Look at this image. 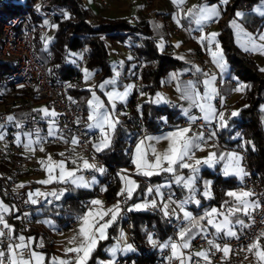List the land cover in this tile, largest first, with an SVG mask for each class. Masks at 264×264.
Listing matches in <instances>:
<instances>
[{
    "label": "built area",
    "instance_id": "2783aa9c",
    "mask_svg": "<svg viewBox=\"0 0 264 264\" xmlns=\"http://www.w3.org/2000/svg\"><path fill=\"white\" fill-rule=\"evenodd\" d=\"M161 0H144L146 7L153 6ZM45 0H31V3H27V0H0V7L8 6L10 4L28 5L24 12L13 13L6 17L0 24V124H4L5 132L4 139L1 140L0 146V166H5L8 172H0V190L9 198L12 199L15 212L12 213L7 222L14 228V236L24 235L26 238L30 237L29 228L32 226L33 211L47 206L44 202V198H37L40 202L33 205L26 203L29 192L39 190L41 192H51L53 190L59 191L60 189H68L65 195L62 197H68L71 193L67 186H38V185H26L22 188L17 186L18 180L22 174L23 161L22 153L24 151L23 143H17L16 137L20 135L24 136V133H32V138H36L35 132L38 129L39 135L44 131L45 126L49 123V119H46L42 112L34 111L41 108H47L50 112L55 111L57 116L55 117L58 132L57 136H63V139L51 137L47 140H43L42 144H49L52 146H62L66 151V163L71 164L72 159L76 160L77 164H81L83 159H87L90 163H95L97 167H103L105 172L103 174L94 170H83L81 173L86 180H90L93 177L96 179L107 178V166L103 158L100 156V152H96L93 148V144L96 143L98 133L95 130L87 129L81 122L84 117V111L75 105V102L70 98L68 94V86L71 81L77 80L78 76L83 73L86 68L87 55L85 49L81 48L76 60V74L70 77V80L63 81L56 78L54 72L48 68L45 63L39 58L38 52L35 46V39L39 38L41 43L46 42V38L52 35L54 32L55 24L54 14L43 7ZM103 8L107 7L106 0H100ZM184 5V4H183ZM183 5L181 7H183ZM175 8L178 9L177 5ZM157 15L156 10H150L147 12V18H154ZM45 20L48 21L45 24ZM222 17L220 21H223ZM90 21H95L90 19ZM132 23H135L134 18H130ZM185 29L183 25L176 26L172 35ZM208 27H203L201 30H192L190 38L192 40H198L203 33L208 32ZM108 43V52L110 55L114 54V49L111 48L109 39H106ZM121 44V52L126 55L129 60H136L137 54L135 48L140 45L139 39L129 40L126 39ZM198 67L204 76H215L217 82L223 86L227 83L230 85L232 92L238 85L236 80L230 79L228 75L213 69L212 61L208 55L201 51H197ZM115 72L117 75V83L122 85L126 81V74L124 73L121 64L115 66ZM97 75H95L94 80ZM182 80H190V75H185ZM130 80L133 85V93L129 99L128 105H120L117 109L119 114L129 109L134 114V129L129 136L128 149L126 151V161L120 166L113 167L115 174H123L131 166L133 150L138 140L144 139L151 134L160 133L168 130H176L179 128L190 127L191 131L189 136L193 134L203 133L205 142L201 144V147L205 148H219L223 150H229L218 139L216 133L211 139L209 136L212 132H215L219 127L218 117L211 123H206L199 117H202L198 109H194L192 114L197 116L198 119L195 123H191L185 118H180L172 123H161V125L155 130H148L145 127L143 112L141 108V98L143 94V84L141 78L140 68L133 69L130 75ZM231 93L225 95L222 99L218 98L214 100V107L217 113L222 112L225 119L230 118L232 115L231 107ZM12 115L15 117L13 122H7L6 117ZM79 121V122H78ZM20 127H17L16 124ZM72 137H77L80 141L78 145H72L70 143ZM65 140L69 142H65ZM240 156H242L241 166L247 173L243 180L240 181L239 188L242 191H251L255 195L252 197L254 200H259L261 207L253 212V218L255 223L251 224L248 217L245 216V223L251 224L249 228L244 229L242 232L239 230V239L234 237L229 239H221L215 242L223 247L227 244L231 251L227 257H224L223 252L211 249L209 252V258L211 264H248L247 246L259 236L261 231H264V223L261 222L264 217V192L260 190L259 176L254 172L249 165L246 152L242 150H236ZM152 157L149 155V159ZM29 175H38L42 172V165L39 160L32 156L30 157L24 167ZM112 180H110V183ZM150 187L151 185L148 184ZM48 199H52L49 197ZM150 199L157 201V206L152 207L161 217L164 224L168 227V236L160 242V236L153 233L152 239L157 242L155 246V257L153 260H146L144 264H169L167 257L171 255L170 249H161L158 245L168 242L171 238L173 241H178L179 230L181 227H187L188 222L183 219V212L177 207L176 203H170L169 194L163 198L158 199L154 192L150 194ZM171 199L179 203L176 195L171 194ZM121 204V216L118 218L119 228L117 234V243L123 248L126 244H131L132 232L130 230V217L128 214L127 203H124V197H120ZM169 204V215L165 216L162 210L163 204ZM82 208L87 209L89 202H82ZM175 209V214H173ZM27 214V215H25ZM78 226L77 219L68 221L63 226H56V229L50 228L49 234L46 235L43 240L49 244L53 238L60 236L69 237L72 236L74 230ZM123 232L125 240H120V233ZM206 235V238H205ZM211 233L198 234L191 241V248L184 250L185 253H195L201 250L209 249L207 243L208 240H213ZM64 257V253L62 254ZM71 255V254H70ZM199 261V264H205L202 258L193 257V264ZM115 264H133V260L130 259L128 254L119 251L115 257Z\"/></svg>",
    "mask_w": 264,
    "mask_h": 264
},
{
    "label": "trees",
    "instance_id": "16d2710c",
    "mask_svg": "<svg viewBox=\"0 0 264 264\" xmlns=\"http://www.w3.org/2000/svg\"><path fill=\"white\" fill-rule=\"evenodd\" d=\"M208 3H216L220 0H204ZM260 0H228L222 11L224 21L222 29L218 35V41L226 62L230 66V73L239 82L243 83L242 96L237 100L239 108L236 110L238 115L225 119L227 127L215 131L220 142L226 147H235L246 152L250 168L259 176L260 190L264 192V121L260 106L264 104V71L258 67L254 59L246 52L242 51L234 42L231 29L225 22L232 18L238 10L245 11L242 19L243 24L251 30H257L264 26V19L255 17L250 13L253 5ZM31 3V0H27ZM18 4L4 6L6 10L1 12L0 24L4 19L16 11ZM27 8L28 5H22ZM43 7L54 14L55 27L52 39L48 44L35 39V46L39 58L50 68L57 79L67 81L73 74H76V60L81 48L85 49L87 55L86 69L95 71L97 76L95 84L100 83L111 75L109 55L103 37H108L112 42H123L126 39H139L140 45L135 48L137 59L128 60L133 62V67H139L141 72L143 94L152 97L161 87V79L168 72L181 69L185 64L172 56L169 51H159L152 37L149 24L144 21L136 23L130 22L127 18H100L95 23L89 21V10L85 7L82 0H45ZM75 81H71L68 86V94L75 102V105L86 111V100L90 90L80 87L81 74L77 75ZM127 102L126 105L129 104ZM143 119L146 129L155 130L161 122L162 117L170 123L177 121L181 117L177 111L167 109V106H156L151 102L142 104ZM159 119V120H158ZM112 138L110 148L100 152L107 170V178H99L101 184H105L103 195L107 204L114 203L120 198L117 193L120 190V178L113 172V167L125 163L126 151L128 149L129 136L134 129V114L127 109L119 121ZM205 176L211 179V198L201 200L200 207L221 206L225 201H229L226 191L238 188L239 184L234 178H225L220 174L205 172ZM139 187L137 192L146 188L148 184L154 185L163 180H169L166 176H151L146 179L135 176ZM110 180L112 182L110 183ZM60 185V184H57ZM175 192L178 198L182 197L180 188L171 185L167 188ZM97 190H71L68 197L54 201L53 204L40 208L38 214L32 215V224L29 234L33 236V247L45 253L44 264H48L49 259L55 254L50 248L53 241L47 244L43 238L49 234L52 227L45 228L41 225V220L51 221L56 226H63L68 221L76 219L82 215L86 209L82 208V202H87L96 197ZM135 195V194H134ZM2 201L9 204L14 209L9 216L15 212V206L11 198L7 197L0 190ZM134 196L129 200V205L134 200ZM202 199V198H201ZM130 217V230L132 232L131 245L135 251L128 254L133 264H144L146 260H153L155 257V246L150 243L149 235L155 233L160 236V242L168 236V227L162 221L160 215L149 208L141 211H128ZM188 227V226H187ZM119 221L113 223L107 229L108 239L100 241L93 258L89 264H97L98 259H106V250L117 239ZM43 247H38L40 241Z\"/></svg>",
    "mask_w": 264,
    "mask_h": 264
},
{
    "label": "snow or ice",
    "instance_id": "6c2138e0",
    "mask_svg": "<svg viewBox=\"0 0 264 264\" xmlns=\"http://www.w3.org/2000/svg\"><path fill=\"white\" fill-rule=\"evenodd\" d=\"M172 2L182 11L181 6L184 4L185 0H172ZM221 3L227 4L228 0H221ZM254 11L261 17H264V3L254 9ZM184 15L191 20H194L198 29L202 31L204 25L220 16V10L215 5L209 6L207 4H202L199 6H193V8L189 9ZM235 15L236 17H241L244 13L236 12ZM179 22L178 13L177 23L179 24ZM47 23L48 21L45 20V24ZM230 23L238 30V32L242 31L240 25L237 24L235 19ZM52 26L55 27V25ZM218 35L219 34L215 32L202 34L199 37V42L209 49L213 62L223 70L225 65L223 63L222 50L216 40ZM244 35L247 37L245 51H258L261 54H264V43H257V38L253 37L251 34L244 33ZM258 39L259 41L264 42V33H260ZM248 45H250V47ZM161 47H163L162 44ZM213 47H215V51H212ZM197 71L200 70L197 69ZM261 71H264V69H261ZM89 75L90 74L87 70H85L86 79ZM117 75H119V73H117ZM214 80L215 77L211 76L203 81L206 89L203 96L196 91L195 84L189 81L182 91L181 98L191 102L190 108L195 107L199 109L203 114L202 117H199L200 119L205 122H211L218 117L219 127L225 128L227 127V122L224 114L222 112L217 114L216 109L211 104V99L216 94V89L212 86ZM113 83H115V81H105L104 84H101L99 87L103 89L106 85ZM245 87V85L241 84L236 91H242ZM178 90H180L179 87ZM128 91L129 89L126 88L123 93L115 91L106 93L108 100L111 103V112L95 93H93L92 99L87 102L89 108L87 119L90 123H88L86 127L89 130L98 129L100 132L97 142L93 144V148L96 152H101L111 147L113 134L115 133L117 125L120 123L114 116L116 101H124L128 96ZM161 101L167 102L162 96L157 94V100L155 102L159 103ZM190 108L182 109V114L185 115L191 123H195L198 117L190 114ZM34 111L42 112L46 119L50 118L47 132L48 137L63 139V136H57L58 128L55 120L57 113L54 110L50 112L47 108H41ZM231 115L236 116L238 113L233 112ZM14 120L15 117L12 115L6 117L7 122H13ZM16 126L20 127L18 123ZM4 128L5 125L0 124V140L4 139ZM190 131V127H185L179 128L162 137H145L137 143L132 160V163L136 167V175L151 177L153 175H160L161 173H169L176 185L182 186L188 190L187 198L179 201V203L172 200L171 194H169L170 203L177 204V207L183 212L184 221H187L189 225L188 227L180 228L178 241H173L170 238L168 242L158 245L162 250L165 248L170 249L171 255L167 257L169 264H172L174 260L178 261V264H193L194 256L202 258L205 264H211L209 258V252L211 249L221 251L223 252L224 257H227L231 251L230 247L227 244L221 247L220 244L215 242V238L224 236L239 239V235L235 230L236 226L239 225L241 232L244 229L249 228L251 224L255 223V219L252 215L253 212L261 207L259 200L251 199V197L255 195L251 191H228L226 195L232 199L230 201H225L221 206L225 209L224 211H220L217 208H211L210 210L205 211L204 215L197 220L190 212L185 210V205L188 203H195L197 206H200L201 204L199 199H195L198 191L195 185L196 181L199 179V166L204 164L212 167L217 162L216 153L214 152L209 153L207 158L203 160L196 159L195 164L187 162L193 159V150L201 148V144L205 142L203 133L189 136L188 133ZM35 135L36 139L34 140L32 138V133H24V136L27 137V142L23 143V147L26 150L35 151L33 145L42 144L45 139L40 137L38 129L36 130ZM213 136H215V132L210 134L209 139ZM161 139L168 141L167 149L162 152L157 151L152 143L146 144V141L155 140L158 143ZM16 141L18 144L21 143L20 135H17ZM65 142L67 143L69 141L65 140ZM70 143L75 146L78 145L80 141L77 137H72ZM40 150H44L42 146L40 147ZM60 155L63 156L64 154L61 153ZM149 155L154 157V159L149 160ZM219 159H227L229 161V163L224 166V176H236L243 180L244 176L247 175L244 168L241 166L240 162L242 156L239 154L232 152L228 153L227 156L221 155ZM81 160L82 163L79 165H77L76 160H72L71 163L77 166L73 169H68L64 160L53 161L52 157L48 156L47 160L40 161L41 165L45 167L48 177L44 180L38 181V183L47 185L55 182L71 184L74 188L90 187L91 184L96 183L95 178L93 177L91 181H88L82 174L78 175V173H81L83 170H94L103 174L105 169L103 167H97L95 163H90L87 159L81 158ZM178 169H189L191 175L188 177L179 175ZM120 179L124 186L117 195L124 197V203H127V201L132 198L135 189L139 187V185L135 180L123 174H120ZM18 187L22 188L24 185H18ZM163 187H171V184L167 183L164 185H158L155 188L149 187L148 192L150 194L155 192L162 198L163 193L161 192V189ZM66 191H68V189H60L59 191L53 190L51 192H41L39 190L29 192L27 194L28 199L26 203L35 205L40 202L37 198L42 197L44 198V202L51 205L54 201H59L65 195ZM202 195L205 198H211L210 182H205ZM49 197L52 199H48ZM90 205L91 207H88L86 212L76 217L78 228L74 230V235L68 240L67 243L69 246L64 248V257L52 256L49 259L48 264H89L99 242L108 239L107 229L121 216L122 209L120 202L107 209H104L103 202L98 199L90 201ZM150 206L156 207L157 201L152 200ZM147 207H149L148 202L143 204L138 203L128 208V211L142 210ZM168 207L169 204H163L162 210L165 216L169 215ZM9 211V207L0 201V264H44L45 256L42 253L35 251L32 247L33 238H26L22 234L19 236L13 235L15 230L5 218ZM239 213L248 217L251 224L245 223V221L238 215ZM173 214H175V209H173ZM105 217L109 218L105 220ZM217 217H222V219H217ZM233 217H235V219H233ZM201 220H206L207 225L212 226L215 229L214 239L207 241L209 245V249L207 250H201L195 253H185L184 250L191 248V241L195 238V235L207 232V229L200 224ZM45 222L53 229H56V225L51 221ZM261 222L264 223V217H262ZM193 229H197L198 231L193 234ZM148 238L150 243L154 246L157 245V242L152 239L151 235H149ZM261 239H264V231H261L259 236L247 246V251L253 253L257 264H264V246L261 245ZM120 240H125L123 232L120 233ZM38 247H43L42 240L39 242ZM133 250L131 244H126L121 248L118 243L111 249L107 250L112 256V259L109 260L107 264H115V257L118 251L128 252ZM99 264H104V262H99ZM195 264H199V261H196Z\"/></svg>",
    "mask_w": 264,
    "mask_h": 264
},
{
    "label": "crops",
    "instance_id": "0c3cea01",
    "mask_svg": "<svg viewBox=\"0 0 264 264\" xmlns=\"http://www.w3.org/2000/svg\"><path fill=\"white\" fill-rule=\"evenodd\" d=\"M82 1H83V4L85 5V7L89 10L90 15H99V17L110 18V19L127 18L130 20V18H135L136 21H141V20L146 21L150 26V29L152 31V37L155 41V44H156L158 50L171 52L173 57L182 61L185 64V66L183 68L170 71L164 77H162L161 87L156 92V94L154 96L149 97L146 94H142L141 108H142L143 103L149 101L156 106H167V109L174 108L177 111V115L179 117L185 118L188 120V118L182 114V109L190 108L191 102L189 100L181 98L182 91L185 88V86L187 85V83L189 81H191L193 84H195L196 91L201 96H203L205 91H206L203 81L205 79L209 78L207 76H204L201 73V71H197V69H199L198 61H201L198 59L197 54H196L198 50H201L208 55V57L212 61L213 69L218 70V71L228 75L230 79H234V76L231 75V73H230V66L226 62L224 55H223V63L225 65V67L223 70H221V68H219L213 62V58H212V55H211L209 49L207 47L203 46L199 42V39L194 41L190 38L189 33L192 30H199V29H198V26L195 24L194 20H191L189 17L184 15L185 13L188 12L189 9L193 8V6H199L202 4H207L209 6H213V5L217 6L218 9L220 10V16L218 18H215L213 21L208 22L206 25L203 26V27H208V29H209L207 33H203V34H208V33H213V32L219 34V32L222 29V25H223V21H224V20L220 21V19L223 17L222 11H223L224 6H225V4L221 3V0L219 2H216V3H208V2H205L204 0H185L183 7H181L182 11L180 8H178V9L175 8L176 4H174L172 2V0H161L156 5H154V8L157 12V15L153 19H147L146 18L145 6L143 3V0H107L108 4H109V9L104 10V11L102 10V7L100 5V0H82ZM262 3H264V0H260L258 3L253 5L249 12L252 13L257 18L264 19V17H261L259 14H257L254 11V9H256L258 6H260ZM236 12H242V13H244V15L246 13L245 11H241V10H238ZM236 12L232 16V18L228 19L225 22V25L231 29L235 44L242 51H244L248 55H250L254 59V61L256 62V64L258 65V67L260 69H264V54H261L258 51H245V45H247V37L244 35V33L251 34L253 37L257 38V40H256L257 43H264L262 41H259V39H258L259 34L264 33V26H262L261 28H259L257 30L248 29L242 22L244 15L241 17H236V15H235ZM178 13H179V20H180L179 24L177 23V14ZM234 19L237 21V24L240 25V28L242 29V31L238 32V30L231 25L230 22ZM179 25H183L185 29L180 30L177 33V35H172L173 29ZM49 36H51V35H49ZM48 37L46 38L45 44H47ZM51 39H52V37L49 39V42L51 41ZM216 40L218 41V36L216 37ZM218 43H219V41H218ZM161 44L163 45V47H161ZM248 46L250 47V45H248ZM111 48L114 49V51H115L114 54H112V55L109 54L110 66H112L111 70H112V68H115L116 65L121 64L123 67L124 73L127 76L125 83L131 82L130 75L133 72V67L135 64L133 62L127 63L129 58L121 52V44L119 42L113 43V45H111ZM220 49H221V47H220ZM215 50H216L215 47H213L212 51H215ZM87 71H89V70H87ZM91 72H93V74H90L87 79L84 78V73L81 74L82 85L80 86L83 89L90 90V93H91V91L96 89V85H97V84H95V80H94V77L97 73L95 71H91ZM174 74H175V78H174ZM185 75H190L191 79L190 80H182L181 78ZM105 81H108V79H105L101 84H104ZM239 84H240V82H239ZM239 84H238V86H239ZM212 86L216 89V94L211 99L212 106L214 107V100L215 99H218V98L222 99L225 95L231 93V101L232 102L230 101V104L232 105V110L234 112H236V110L239 108L237 100L241 97V92L235 90L233 93L232 90L230 89L229 83L221 86L217 82L216 77H215V80L213 81ZM178 87L180 90H178ZM104 88H106L108 90L107 92H110L113 89H115L114 84H108ZM100 94L103 95V93H100ZM157 94L162 96L164 98V100L167 102H163V101H161L159 103L155 102L157 100ZM89 96H90V94H89ZM89 96H88V98H89ZM104 96H106V93H104ZM88 98L86 100V111L84 113V117L81 120V122L84 124L85 127L87 126L88 123H90L87 119L88 114H89V108H88V103H87ZM129 99L130 98H128L127 101L123 105H126L127 102L129 101ZM117 103L119 104L120 102H117ZM194 109H198V108H195V107L190 108V114L191 115H193L192 112ZM260 112L262 114V121H264V104H262L260 106ZM115 115H118V114L115 112ZM201 115H203V114L201 113ZM121 117H122V114H119V116H118L119 121H120ZM160 120L162 123L168 122L166 120V117H162ZM211 122H206V123H211ZM168 123H170V122H168ZM48 124L49 123L46 124L44 131L40 134V137L45 138L44 140L51 138V137L47 136ZM91 130H95L98 133V136L96 139V142H97L98 137L100 135V132L98 129H91ZM176 130L163 131V132L151 134L148 136L154 137V138L155 137H162V136L167 135L168 133L176 131ZM148 136H146V137H148ZM20 139L24 140L25 143L27 142V137H25V136H23V137L20 136ZM33 139L35 140L36 138H33ZM139 141L140 140H138L134 146L132 160H133V157L135 154L136 145ZM147 143H152L156 147L157 151H160V152L164 151L168 147V141L163 140V139H161L158 143L155 140L146 141V144ZM1 145L2 144H1V140H0V146ZM41 146L44 149L43 151L40 150ZM33 147H34L35 151H29V150L24 149V151L22 153L23 168H22V174L18 180L17 186L18 185H24V186H26V185L67 186L70 191L76 190V189L86 190V191L97 190L96 197L90 199L88 201L89 204H90V201H92L94 199H98V200H101L103 202V206L105 208H110L111 206H113V205L117 204V202H119V200H116L114 203H111V204L106 203L105 197L103 195L104 190H102V189H105V184H101L99 182V180L96 178H95L96 183L91 184V186L88 188H74L71 184H61V183H55V182L45 185V184L38 183V181L35 179H31V177L33 175H29L24 167H25L26 161L32 156H35L40 162L41 160H45V158H47V155L50 153L52 158H53V161L64 160L66 163V151H65L64 147H62V146H52L49 144L40 145L39 144V145H33ZM236 150L237 149L235 147H230L229 150H222L219 148H205V147H201L199 149L193 150V159L187 161L189 163L195 164L196 159L203 160V159L207 158L208 154L211 152L216 153V159H217V162L212 167H209V166L204 165V164H201L199 166L200 167V171L198 173L199 179L196 181V185H195V187L197 188L198 191H197L195 199H199L200 201L201 200L206 201L208 199V198L203 197V195H202V193L204 191L205 182L207 181V182H210V184H211V179L205 176V174H206L205 172L220 174L221 176H223L225 178L232 177V178H234V180L238 184H240V181H241L240 178H238L236 176H227L226 177L223 175L224 166H225V164L229 163V161L227 159H223V160L219 159V157L221 155L227 156L228 153L235 152V153L239 154ZM61 153H63L64 155L61 156L60 155ZM152 159H154V157H152L149 160H152ZM131 163H132V161H131ZM77 165H73L72 163L71 164L66 163V166L68 169H73ZM44 168L45 167L42 166V172H43ZM0 172H3V173L8 172V169L5 166H0ZM42 172L40 174H42ZM190 173L191 172L189 169H178L179 175L188 176ZM40 174H38V175H40ZM79 174H82V173H78V175ZM126 174L133 177L136 180L135 176H138V175H136V167L133 163H132V172L131 173L129 172ZM160 175L161 176L169 175L170 181L168 179L163 180V181L158 182L154 185H151L150 187L155 188L158 185H164V184L170 183L171 185H175V186L179 187L180 191L182 193H184V194H182L181 198H178L179 201L187 198L188 191L185 188H183L182 186L176 185L174 183V181L172 180L171 174L161 173ZM160 175H153V176H160ZM138 177L144 178V179L148 178L145 176H138ZM119 178H120V175H119ZM92 179H90L88 181H91ZM120 182L123 185V182L121 181V179H120ZM136 182H137V180H136ZM57 184H60V185H57ZM121 184H120V187H121ZM137 184H138V182H137ZM137 188L135 189V191L133 193V196L135 198H134L133 202L130 203L129 206H133V205L138 204V203L143 204L145 202H148L149 207L146 209L152 208L150 206L152 199H150V193L148 192L149 186H147L146 188H144V189H142L136 193ZM167 188H169V187H163L161 189V192L163 193V197L167 194H174L177 196V194L175 192H173L172 190L167 189ZM145 191L148 192L147 195H145V193H144ZM228 191L239 192L242 190L238 187V188H234V189H229L226 191V193ZM119 192H120V190H119ZM137 194H140V195L142 194L141 196H143V197L139 198V197H137ZM154 194L158 199H161V196L157 195L155 192H154ZM228 198H229V201L232 199L230 197H228ZM0 199H1V197H0ZM251 199H253V198L251 197ZM1 201H2V199H1ZM2 202L4 205L9 207V209H10L9 213L14 211V209H12L9 206V204L5 203L4 201H2ZM89 206H91V205H89ZM200 206H201V204H200ZM200 206H197L195 203H188L185 205V210L190 212L194 218L199 220V218L204 215L205 211H208L211 208H217L216 206H209V207H200ZM146 209H142V210H146ZM218 210L224 211L225 209H218ZM133 211H141V210H133ZM9 213H7L5 216L6 220L9 217ZM35 214H38V212ZM238 215L240 216L241 219H243V220L245 219V216L242 213H239ZM108 218L109 217H105V220H107ZM217 219H222V217H217ZM233 219H235V217H233ZM45 221H47V220H45V219L41 220V225L44 226L45 228H49L50 227L49 224L46 223ZM200 224L204 228L207 229L206 233H211L213 238H214L215 229L212 226L207 225L206 220H201ZM32 226H34V225L32 224ZM77 228H78V226H77ZM235 230L237 231V233L239 232V230H240L239 225L236 226ZM197 231H198L197 229H193V234H195ZM206 233H203V234H206ZM200 234H202V233H200ZM30 237L33 238L32 235H30ZM70 238H71L70 236H69V238H67V237L58 238L57 240H59V242H57V245H55V248L54 247L53 248L57 249L63 253L64 248L69 246L67 242ZM229 238H232V237L222 236L220 238H215V240L218 241L221 239H229ZM114 243H117V241L115 240ZM261 245L264 246V239H261ZM32 247H33V243H32ZM33 249L37 250L38 248L33 247ZM107 250H106L107 258L106 259H98L97 264H99V262H104V264H107V262L112 259V257H109ZM118 253H119V251L117 252V254ZM247 261H248V264H257L256 258L254 257L253 253H250L248 255ZM172 264H178V261L174 260L172 262Z\"/></svg>",
    "mask_w": 264,
    "mask_h": 264
},
{
    "label": "rangeland",
    "instance_id": "374dc122",
    "mask_svg": "<svg viewBox=\"0 0 264 264\" xmlns=\"http://www.w3.org/2000/svg\"><path fill=\"white\" fill-rule=\"evenodd\" d=\"M23 1V0H22ZM106 2H107V7L106 8H103V6H102V4L100 3V5H101V7H102V10L104 11V10H107V9H109V4H108V1L106 0ZM143 3H144V0H143ZM157 4V3H156ZM156 4H154V5H156ZM154 5L153 6H149V7H146L145 5V16H146V14H147V12L148 11H150V10H155V8H154ZM6 10V8L4 7V8H2L1 9V12H4ZM16 11H14L15 13H18V12H24L25 11V8L23 7V6H17L16 7V9H15ZM156 17V16H155ZM154 17V18H155ZM100 18H102V17H99V15H90L89 16V21H90V19H94L95 21H90V22H92V23H95L96 21H98ZM146 18H147V16H146ZM223 18H224V16H223ZM135 19V18H134ZM147 19H153V18H147ZM131 22V21H130ZM136 22H138V21H136ZM135 22V23H136ZM52 35H53V33H52ZM52 35L51 36H49L48 37V41H47V44L49 43V39L52 37ZM106 39H109L108 37H103V40H104V42H105V46H106V49H107V52H108V43H107V41H106ZM109 41H110V44L111 45H113V43L114 42H112L110 39H109ZM116 43V42H115ZM120 43V42H119ZM108 55H109V52H108ZM112 67V66H111ZM85 70H87L86 68L84 69V71H83V73H84V78H85ZM89 74H93V72H89V71H87ZM117 72H115V69L114 68H112V70H111V75L109 76V77H107L106 79H108V81H115V83H113L114 84V87H115V89H113L112 91H110V92H113V91H115V92H119V93H123L125 90H126V88L127 89H129V91H128V96L126 97V99L124 100V101H120V100H117L116 101V108H115V112L118 114V115H115V112H114V116H115V118L116 119H118V116H119V113H118V111H117V109L119 108V106L120 105H123L126 101H127V99L128 98H130L131 97V95H132V93H133V85H132V83L131 82H128V83H124V84H122V85H120V84H118L117 83V74H116ZM97 75V74H96ZM105 80V79H104ZM103 80V81H104ZM234 80H236V82L239 84V81L234 77ZM103 81H101L100 83H97V85H96V89H94L93 91H91V93H90V96H89V98H88V101L90 100V99H92V95H93V93H95V95L97 96V97H99L100 98V100L101 101H103L104 102V104H105V106L110 110V112H111V103L109 102V100H108V96L106 95V96H104V93H108L107 91V89L106 88H103V89H101L99 86L101 85V83L103 82ZM242 83L240 82V84H239V86L241 85ZM82 85V80H81V83H80V86ZM130 86V87H129ZM238 85L235 87V89H234V91L239 87ZM234 91H233V93H234ZM243 91H244V89L242 90V91H240L241 92V96H242V94H243ZM100 93H103V95L102 94H100ZM117 102H120L119 104L117 103ZM232 102V101H231ZM234 104V103H233ZM230 107H231V111H232V113L234 112L233 110H232V105L230 104ZM217 111V110H216ZM219 113H221V112H219ZM218 113V114H219ZM161 125V124H160ZM226 148L228 149V148H230V147H227L226 146ZM223 150V149H222ZM237 150H239V149H237ZM48 156H51V154L49 153L48 155H47V157ZM52 157V156H51ZM45 160H47V158H45ZM52 160H53V158H52ZM127 172H125V173H123V175H126V176H128V177H130L131 179H133V180H135L133 177H131V176H129V175H127L126 173H131L132 172V164H131V166H130V168L129 169H127L126 170ZM191 175V173L188 175V176H190ZM185 176V175H184ZM188 176H185V177H188ZM48 177V173H47V171L45 170V168H44V170H43V172H42V174H40V175H33L32 177H31V179H35V180H37V181H41V180H44V179H46ZM136 181V180H135ZM124 185H122L121 184V187H120V190H121V188L123 187ZM187 190V189H186ZM188 191V190H187ZM145 193V195H147V191H145L144 192ZM142 195V194H141ZM140 194H137V197H139V198H141V197H143V196H141ZM121 197V196H120ZM133 197V196H132ZM146 197V196H145ZM178 198V197H177ZM119 201H120V198L118 199ZM179 200V199H178ZM0 201H1V199H0ZM118 203V202H117ZM130 205V204H129ZM129 205H127V209L128 208H130V207H132V206H129ZM89 207H91V206H89ZM104 207V206H103ZM112 207V206H111ZM110 207V208H111ZM148 208V207H147ZM104 209H107V208H105L104 207ZM88 210V208L85 210V212ZM40 211V209H37V210H34L32 213L33 214H35V213H37V212H39ZM73 235H74V233H73ZM72 235V236H73ZM72 236H70V237H72ZM60 237H63V236H60ZM60 237H58V238H60ZM58 238H53L51 241H53V245L52 246H50V248L54 251V255L53 256H57V257H61V258H63V253L62 252H60L59 250H57V249H54L55 248V245H57V242H59V240H57ZM67 238H69V237H67ZM50 243V242H49ZM115 245H117V243H113L112 244V246L109 248V249H111L113 246H115ZM54 247V248H53ZM133 251H128V252H125L126 254H130V253H132V252H134L135 251V248L133 247ZM35 250V249H34ZM35 251H37V252H39V253H42L44 256H45V253L43 252V251H41V250H35ZM108 254H109V257H112L111 256V254H110V252L108 251Z\"/></svg>",
    "mask_w": 264,
    "mask_h": 264
}]
</instances>
